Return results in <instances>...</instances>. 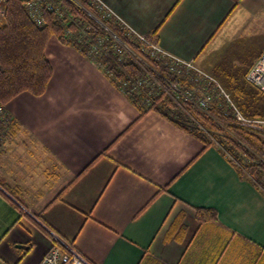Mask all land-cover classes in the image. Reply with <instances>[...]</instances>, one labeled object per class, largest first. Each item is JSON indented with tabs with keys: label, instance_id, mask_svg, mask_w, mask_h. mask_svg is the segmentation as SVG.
Here are the masks:
<instances>
[{
	"label": "crops",
	"instance_id": "crops-1",
	"mask_svg": "<svg viewBox=\"0 0 264 264\" xmlns=\"http://www.w3.org/2000/svg\"><path fill=\"white\" fill-rule=\"evenodd\" d=\"M98 1L232 92L253 87L264 0ZM46 55V93L6 106L14 124L0 149V264H39L49 231L92 264H264V193L217 146L193 162L199 140L155 111L141 115L76 48L52 37ZM196 208L218 220L198 225Z\"/></svg>",
	"mask_w": 264,
	"mask_h": 264
},
{
	"label": "trees",
	"instance_id": "trees-1",
	"mask_svg": "<svg viewBox=\"0 0 264 264\" xmlns=\"http://www.w3.org/2000/svg\"><path fill=\"white\" fill-rule=\"evenodd\" d=\"M53 1L56 2V7L53 11H44L43 24L39 26L26 9L25 0H7L5 18L0 25L1 106L6 107L22 93H30L36 97L46 93L53 77V67L47 58L46 49L51 38L57 37L62 43L76 48L83 56L97 64L108 79L133 102L141 115L155 111L199 140L204 147L193 162L204 151L217 146L240 177L252 182L264 193V136L243 129L232 115V110L224 103L205 113L193 103L176 102L171 95L174 92L172 86L190 88L193 84L187 81L183 74L174 76L167 68L166 61L149 57L145 52V44L115 16L111 15L109 20H105L104 13H99L92 6V1L75 0L100 20L104 27L71 0ZM66 11L67 16L73 17L74 21L68 20L66 15L62 18V13ZM75 22L80 24V27H87L88 34L94 39H107L111 46L109 52L102 57L92 56L89 46L78 41L80 27ZM67 29L71 31L69 40L65 38ZM147 38L151 43L158 45L156 34ZM149 72H153L154 76L160 79L164 89L157 90L151 104L146 106L143 104L146 99L144 93L131 94L130 91L133 85L144 79ZM250 89V92H245L240 87L239 93H234L235 99H238L237 103L246 116L264 118V94L254 87ZM244 93L258 99L248 106L243 102ZM259 99L263 101L262 107L257 102ZM195 211L198 225L218 220L216 210L196 208ZM184 218L185 215L182 214L175 229L177 227L179 231L185 230L182 225Z\"/></svg>",
	"mask_w": 264,
	"mask_h": 264
},
{
	"label": "built area",
	"instance_id": "built-area-1",
	"mask_svg": "<svg viewBox=\"0 0 264 264\" xmlns=\"http://www.w3.org/2000/svg\"><path fill=\"white\" fill-rule=\"evenodd\" d=\"M92 1V6L99 12L104 13L105 20L111 18V12L105 5L98 0ZM7 0H0V16L5 15V6ZM25 6L31 18L37 25L43 24L44 11H53L56 7V2L53 0H25ZM61 15V14H60ZM62 13V18L65 17ZM67 16V15H66ZM71 22L72 17L67 16ZM76 23V22H75ZM98 23H101L100 21ZM102 24V23H101ZM80 27L78 23H76ZM103 25V24H102ZM104 26V25H103ZM108 30L107 27H105ZM79 42H83L90 48V54L95 57H102L110 50V43L105 38L94 39L88 34L87 27L79 28ZM112 34V33H111ZM114 35V34H113ZM117 38L116 36H114ZM65 38L71 39V31H65ZM139 41L145 44L146 54L156 60L166 61V66L174 76H181L190 81L193 87L182 88L181 85H173L174 92L171 94L176 102H190L195 104L201 111L208 112L214 106L226 104L233 113L235 120L245 130L251 133H257L264 136V119L249 120L245 118L240 110L236 107L230 95L222 88L221 84L210 74L197 68L191 62L183 60L163 51L157 44L151 43L147 37L136 36ZM94 39V40H93ZM122 53V52H121ZM247 82L264 94V55L260 60L252 66L246 76ZM167 81V80H166ZM164 89L163 83L153 72H149L144 79L135 83L130 91L131 94H145L143 104L148 106L154 99V93L157 90ZM7 112L6 107L0 105V149L5 144V138L9 135L10 127L13 125V119ZM53 243L49 252L43 257L39 264H92L79 251H77L69 243L65 242L60 236L50 232Z\"/></svg>",
	"mask_w": 264,
	"mask_h": 264
},
{
	"label": "rangeland",
	"instance_id": "rangeland-1",
	"mask_svg": "<svg viewBox=\"0 0 264 264\" xmlns=\"http://www.w3.org/2000/svg\"><path fill=\"white\" fill-rule=\"evenodd\" d=\"M73 3H75L81 10H83L88 16H90L93 20H95L94 19V15L91 13V12H89L86 8H84L82 5H80L79 3H77L75 0H71ZM7 4V3H6ZM66 15L68 14V12L66 11V12H64ZM69 16V15H68ZM71 17V16H70ZM4 18H5V15L2 17V16H0V25L3 23V20H4ZM73 18V17H72ZM96 21V20H95ZM97 21H100V20H97ZM101 26H103L101 23H99ZM104 27V26H103ZM113 36H115V35H113ZM257 51H259V49L258 48H252V49H249L248 51H244V53L243 54H241V56H243L246 60H245V62L246 63H248L249 61H251V60H253L254 58H255V56H256V54H257ZM240 56V55H239ZM240 56V57H241ZM205 71V70H204ZM205 72H207V71H205ZM208 73V72H207ZM208 74H210V73H208ZM211 75V74H210ZM243 75H246V74H243ZM212 76V75H211ZM215 75H213L212 77H214ZM216 77V76H215ZM214 77V78H215ZM220 84H221V86H222V88L230 95V97H231V99L233 100V102H234V104L236 105V107L240 110V112L242 113V115L245 117V118H247V119H249V120H261V119H264V118H261V117H249V116H246L245 114H244V112H243V110H242V108L238 105V103H237V101H238V99H235V95H234V93L235 92H232L231 90H230V87H226L225 86V84L223 83V82H221V80H219L218 78H215ZM243 83H244V80H243ZM241 89H243L245 92H250L252 89H250V86L247 84V83H245L244 85H242L241 86ZM239 93V92H238ZM236 94V93H235ZM243 96H244V99H243V102H244V104L246 103V104H248V106H249V104H251V103H253V101L254 100H256V99H258V98H255L254 99V96H252V95H250L249 93L248 94H246V93H244L243 94ZM257 102L259 103V106L261 105V103H263V101H260V99L259 100H257ZM258 103H257V105H258ZM263 106H264V103H263ZM261 107H262V105H261ZM232 115H233V113H232ZM12 119H13V121H14V118L13 117H11ZM8 136V135H7ZM260 136H263V135H260ZM7 138V137H6ZM5 138V139H6ZM5 145V144H4Z\"/></svg>",
	"mask_w": 264,
	"mask_h": 264
},
{
	"label": "water",
	"instance_id": "water-1",
	"mask_svg": "<svg viewBox=\"0 0 264 264\" xmlns=\"http://www.w3.org/2000/svg\"><path fill=\"white\" fill-rule=\"evenodd\" d=\"M94 19L97 21V19L94 17ZM97 22H99V21H97ZM109 30V29H108ZM110 31V30H109ZM111 33H112V31H110ZM113 34V33H112Z\"/></svg>",
	"mask_w": 264,
	"mask_h": 264
},
{
	"label": "bare ground",
	"instance_id": "bare-ground-1",
	"mask_svg": "<svg viewBox=\"0 0 264 264\" xmlns=\"http://www.w3.org/2000/svg\"><path fill=\"white\" fill-rule=\"evenodd\" d=\"M109 33H111L109 30H108Z\"/></svg>",
	"mask_w": 264,
	"mask_h": 264
}]
</instances>
